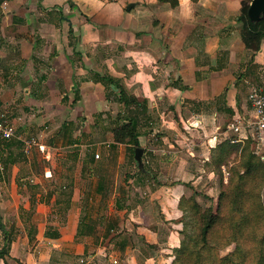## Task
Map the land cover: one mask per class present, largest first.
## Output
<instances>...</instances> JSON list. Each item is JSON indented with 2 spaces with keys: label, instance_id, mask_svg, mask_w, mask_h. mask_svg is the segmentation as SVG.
Here are the masks:
<instances>
[{
  "label": "crops",
  "instance_id": "1",
  "mask_svg": "<svg viewBox=\"0 0 264 264\" xmlns=\"http://www.w3.org/2000/svg\"><path fill=\"white\" fill-rule=\"evenodd\" d=\"M243 2L251 0H177L175 7L160 0H0V93L5 86H38L42 76L32 75L37 56L31 35L41 40L42 56H54L52 89L59 83L73 91L80 82L81 100L86 92H97L100 100L104 87L90 79L97 72L120 79L148 104L138 137L143 171L134 169L138 174L124 179L132 190L113 196L117 200L110 204L101 200L94 218L89 204L78 207L84 189L76 180L69 208H37L41 219L48 213L58 219L53 230L46 233L45 223L39 224L31 248L26 231L21 238L12 234V259L22 264H173L182 240L181 201L214 198L218 180L210 166L212 152L220 142L238 138L229 126L251 117V89L264 92V38L252 56L238 21ZM247 139L264 160V137L254 140L247 132L239 143ZM111 143L115 150L126 146ZM0 201L6 225L4 220L17 218L19 197L0 192ZM13 224L5 230L17 232ZM85 225L93 234L78 237L79 226Z\"/></svg>",
  "mask_w": 264,
  "mask_h": 264
},
{
  "label": "rangeland",
  "instance_id": "2",
  "mask_svg": "<svg viewBox=\"0 0 264 264\" xmlns=\"http://www.w3.org/2000/svg\"><path fill=\"white\" fill-rule=\"evenodd\" d=\"M30 37L29 42L35 45V55L37 56L33 62L34 68L37 69L35 73L32 72V75L36 80L40 76L42 77L38 86L35 83L29 89L5 86L2 89L4 93H0V111H7V116L14 124L17 134H23L26 139L34 138L46 150L42 154L34 147L29 154H24L23 146L13 145V141L7 143L12 145L9 149L5 146L6 143L0 145V192L6 196L12 192L16 197H19L17 218L15 216L14 219L7 220L8 223L14 220L13 226L17 231L15 233L7 232L10 244L12 234H14V238H21L25 235L23 230L27 234L36 236L39 224L45 223L46 233L53 230L58 219L54 218V215L51 216L52 213H48L47 217L41 219L37 208L40 204L48 210L50 208L53 212L54 205H61L63 210L69 208L67 203H70V188L73 187L76 180L84 189V197L77 203L78 207L86 209L89 204L92 216L97 218L101 200L108 201L107 203L110 204V201L116 198L113 196L118 194L124 196L127 191L130 192L132 188L127 187L124 179L127 176H134L128 147L120 146L118 150H115L116 146L111 145V130L120 123L117 119L119 106L115 103L114 91L104 89L100 100H98L97 92L85 93L83 90L84 98L81 100L79 95V100L74 101L75 93L72 90L66 91L60 88L59 83L55 89H52L51 82L55 67H57L53 62L54 56H42L38 50L43 45L41 40L31 35ZM46 81L48 82L47 86L43 84ZM77 84L79 87L80 82ZM88 95H92L93 98L88 99ZM106 95L109 97L108 100L105 99ZM144 121V116L140 117L139 130L144 128ZM64 123H69V125L67 129L61 130ZM107 144L109 145L107 146ZM105 147L107 152L105 156H102ZM251 149L254 152L257 151L255 145L252 144ZM97 153L98 159L95 158ZM10 158H13V163L9 164ZM261 161L264 163V160L261 159ZM88 163H94L92 169L88 170L89 174L85 168V164ZM82 170L84 176L86 175L85 179H81ZM225 178L224 181H226ZM100 181V188L97 189ZM216 183L213 197H216L219 191L218 182L216 181ZM88 196H92L93 200L89 201ZM260 198L264 208V188L260 192ZM6 200L9 201L10 198L8 197ZM10 202L12 201L10 200ZM0 203L4 204L2 201ZM198 204L202 209L209 206L215 208L216 206L213 198L204 200L201 197ZM1 219L3 222V218ZM17 222H19L18 227H16ZM186 222L187 233L190 234L193 232V218H187ZM4 223H6L4 227L7 228L8 223L5 220ZM3 238V234L0 232V248ZM27 239H30L29 236ZM31 247L32 244H29V248ZM15 250L16 248L9 250V257L6 258L8 264H22L11 258L10 255L14 254ZM233 250L234 244H231L220 249L218 256L224 257ZM24 251L25 249H22L21 252ZM0 264L3 263L0 262Z\"/></svg>",
  "mask_w": 264,
  "mask_h": 264
},
{
  "label": "trees",
  "instance_id": "3",
  "mask_svg": "<svg viewBox=\"0 0 264 264\" xmlns=\"http://www.w3.org/2000/svg\"><path fill=\"white\" fill-rule=\"evenodd\" d=\"M160 1L169 3L172 7L177 5V0ZM197 1L191 0L193 3ZM248 7V2L242 3L238 21L241 24L242 41L253 56L264 38V18L258 23L250 22L247 17ZM90 75L92 82L101 84L105 90L114 91L115 103L119 106L117 119L120 123L111 130L112 140L117 145L128 147L131 163L137 171L134 150L140 148L139 123L140 117L147 112V101L129 93L120 79L97 72ZM73 92L74 101H77V84H74ZM105 99L108 100L109 97L106 95ZM68 125L69 123L62 124L61 130L67 129ZM231 140H224L215 146L210 158L211 170L218 180L219 191L213 198L215 208L209 206L202 209L193 197L181 201L182 240L173 252V264H264V208L260 198V192L264 188V163L251 149L250 139L243 143H232ZM4 143L9 142H0V145ZM12 144L21 146L16 141ZM5 146L9 149L12 145ZM10 163H13V158H10ZM136 174L138 173L134 172ZM100 184L101 181L97 189ZM191 217L193 232L188 234L186 219ZM85 226H79L78 236L93 234L88 232L89 225ZM0 232L4 237L0 261L8 264L6 258L9 257L10 240L1 216ZM29 238V244L33 245L36 242L35 236L29 234ZM231 244H234V250L219 257V250Z\"/></svg>",
  "mask_w": 264,
  "mask_h": 264
},
{
  "label": "built area",
  "instance_id": "4",
  "mask_svg": "<svg viewBox=\"0 0 264 264\" xmlns=\"http://www.w3.org/2000/svg\"><path fill=\"white\" fill-rule=\"evenodd\" d=\"M247 101L250 107L251 117L244 122L238 120L230 124V131L238 136L236 140H231L232 143L240 142L247 132L250 133V136L254 138V140L261 141L264 137V92L258 88L251 89ZM10 141L20 143L21 146H23L24 154H29L34 147L42 154L46 150V148L42 144L37 143L34 138L26 139L23 134H17L14 129V124L7 116V111H0V142ZM95 158L98 159L99 155L95 154ZM45 175L47 174L45 173Z\"/></svg>",
  "mask_w": 264,
  "mask_h": 264
},
{
  "label": "water",
  "instance_id": "5",
  "mask_svg": "<svg viewBox=\"0 0 264 264\" xmlns=\"http://www.w3.org/2000/svg\"><path fill=\"white\" fill-rule=\"evenodd\" d=\"M247 17L252 23L261 21L264 18V0H251L247 10ZM142 155L143 150L141 148H136L134 150V161L139 171L142 170Z\"/></svg>",
  "mask_w": 264,
  "mask_h": 264
}]
</instances>
